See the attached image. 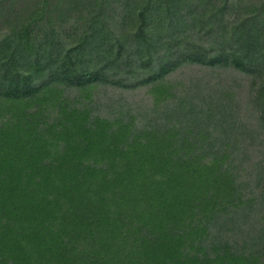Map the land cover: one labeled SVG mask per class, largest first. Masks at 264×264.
<instances>
[{
  "label": "trees",
  "instance_id": "16d2710c",
  "mask_svg": "<svg viewBox=\"0 0 264 264\" xmlns=\"http://www.w3.org/2000/svg\"><path fill=\"white\" fill-rule=\"evenodd\" d=\"M27 1H0V264H264V0H80L71 48Z\"/></svg>",
  "mask_w": 264,
  "mask_h": 264
},
{
  "label": "rangeland",
  "instance_id": "374dc122",
  "mask_svg": "<svg viewBox=\"0 0 264 264\" xmlns=\"http://www.w3.org/2000/svg\"><path fill=\"white\" fill-rule=\"evenodd\" d=\"M0 1H6V0H0ZM37 3H38L37 0H29L26 3L24 2H21V4L19 3L18 8H20L24 14L22 17L26 19V17L29 16L32 11L39 9V7H37ZM58 8L65 11V13L66 11H69L68 13H66V15H69L68 18H65L62 23L55 22L53 21V18H52L54 14L55 15L57 14L56 11H58ZM75 9H82L83 12H80L79 14L74 11ZM85 9L86 8L84 6L82 7L80 0H50L46 4V10L41 15V17L37 20L39 22V26H37L36 29H44L46 26L49 27L50 23L53 22V24L50 27L62 29V31L59 33V40L61 41V44H63L64 46L66 45L67 48H71L74 40L83 34V29L85 28V25L90 17V16H87L86 14H82L84 13ZM2 21L3 20L0 18V34L4 31H7L6 24L4 23V21L3 22ZM176 74L178 75L169 77L167 80L181 79V78L182 79L183 78L195 79V78H199L200 75H203V72L198 67H191V68L186 67V68H180ZM54 89L59 90V95L57 99H59L60 97L64 95V96H67L68 98H73L75 101L80 102V104L83 102H87V100H89L90 98L94 100L97 98L101 99V97H104L105 99H109L111 102L112 101H115V102L116 101H120V102L133 101V103L136 105L145 103L147 98L150 99V95L144 89H136L132 91L128 90L124 92L119 91L118 89H111V88L106 89L105 91L104 89H97V91H94V90H91L90 88L78 90V89H72V88L55 87ZM62 90H65L63 94H62ZM42 101L43 100L39 102L40 107L42 105ZM32 102L33 103H26L24 105L19 103L20 105L19 108L25 109L27 108L28 105L29 107L34 106L35 101H32ZM95 111L98 112V114L101 116V107H96ZM80 125L83 126V123H80ZM261 223H262V226L264 227V221ZM236 229H238V227H236ZM245 230H249V228ZM234 239L236 242L241 240L237 236L234 237ZM232 241L234 242V240Z\"/></svg>",
  "mask_w": 264,
  "mask_h": 264
}]
</instances>
